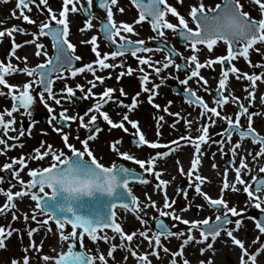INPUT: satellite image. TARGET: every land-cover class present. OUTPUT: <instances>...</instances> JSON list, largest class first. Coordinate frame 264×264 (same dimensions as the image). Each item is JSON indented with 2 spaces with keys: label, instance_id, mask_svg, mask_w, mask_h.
<instances>
[{
  "label": "snow or ice",
  "instance_id": "1",
  "mask_svg": "<svg viewBox=\"0 0 264 264\" xmlns=\"http://www.w3.org/2000/svg\"><path fill=\"white\" fill-rule=\"evenodd\" d=\"M7 3L8 0H3ZM182 4L183 0H177ZM37 0H15L14 9L11 12V18L22 19L28 24H35L36 21L31 19L27 12H31L30 5H35ZM40 5L47 9L46 19L39 23L38 31L32 32V39L24 41V44H32L35 47L36 56H45L46 59L34 67H29L27 64V57L15 56L16 50L23 47L22 44L15 42L14 33L28 34L22 27L12 25L9 28L0 29V42L3 41L5 36L11 38L10 51L5 58L7 62L0 61V96L10 98L12 101L11 108H5L0 111V133L4 138H0V155L5 154L6 150L12 147L8 144V139H18V137H10L9 132L16 131L14 127L16 121L13 113L18 112L21 108L24 110L23 114L31 117L32 106L35 103L36 97L33 92L39 91L40 102L45 106L50 114L49 124L53 121L70 122L79 121V128H92L98 119V115L110 125L111 128H120L124 132H128L125 123L131 125L135 130L132 134V143L135 147L148 146L150 149L165 148L166 151H155L147 158L141 159L128 151H121L119 145L122 140L118 139L110 144V149L115 152L121 159L131 161L139 166L143 172L155 176L158 183L155 185L156 190L163 191V207L158 208L156 201L151 199L148 193L145 197L148 203L143 204V208H155L158 212V217H153L155 222L156 231L149 235V231H133L125 233L120 223L117 222V213L115 209L119 206L126 211L134 213L136 219L142 225H147L149 221L140 215L143 209L141 208V201L133 194L132 189L129 187L130 181L139 180L142 184H148L149 181L144 176H137L134 169L126 167L123 164H116L113 162L111 165L106 166L101 163L94 155L89 147V140L95 138V134L99 133L101 129L95 127L91 135L85 140H80L81 148L75 147L69 142V133L63 132V124L60 127L53 125V130L61 134V139L67 152L63 149H57L52 144L45 145L41 142V147L34 149V154L12 157L10 162H5L0 165V172L7 171L13 180L19 185V190L13 192L12 188L16 185L9 181L7 189L0 188V195L5 197V201L0 205V215H5L11 212L12 220L18 219L15 212L12 211L17 207L15 203L16 198L29 197L31 201L35 202L33 215L31 220H36L37 214L46 216V219L41 222L43 226L48 225V221L55 222L58 243L60 251L56 252L54 256L43 255L41 259L45 264H108L109 258L114 259V252L117 249H124L128 251L132 257L136 258L137 264H151L149 254L139 253L131 247V242L134 237H142L147 241L149 247L153 248L152 256L159 258L158 248H161L165 253H169L170 249L162 243V238L169 237H184L179 248L175 252L170 253V264H190L189 260L184 258V248L190 242L205 243L209 241H216L223 231L227 237L230 238L231 243L238 246L240 255V264H258V256L264 253V243H259V247L254 252H249L245 247L242 239L234 235V231H238L242 224V213L245 209L238 210L235 205L229 207L227 200L224 199L225 190L233 192L243 191L246 194V204L249 207H254L259 210V217H248L255 223V228L258 233L264 235V176L251 175V180L246 181L243 176L249 175L252 168L246 160L244 155L239 154L241 148V141L246 138H251L253 144H259V150L255 155L251 151L247 152L253 161L259 157H264V135H260L252 126L253 114L249 112V108L244 104H237L238 110L234 116L222 115L219 109H222L226 104L238 102L239 98L234 96L231 92L224 95L223 92L227 89L229 73H231L237 80L246 79L249 81V86L252 90L248 91L246 99L251 104L255 99V91L257 81L264 82V73H245L234 65L225 68L224 65H231V61L237 57H243L250 66L249 51H260L255 48V45L264 44V0H251V3L257 6L259 18H254L248 11L244 10V5L241 0H223L221 4L215 7H206L203 0L189 6L187 13L188 18L195 27L189 26V19L182 15L176 7L170 5L167 0H131V3L138 11L137 18L132 23L121 21L117 23L114 20L113 6L118 4V0H97L98 7L106 12V19L100 22V31L103 38L113 47L111 52L101 54L98 51V37L92 35L88 40H81L82 44H90L91 51L95 54L96 59L92 62L85 63L82 66L74 67L75 61H80L81 57L76 55V45L69 40L70 27L68 16L70 13H78L83 11L87 19L83 22V27L79 31L84 32L94 27L92 20L94 16L91 12L93 0H86L82 4L81 0H62L61 9L57 12L52 9L48 4V0H38ZM78 5H80L78 7ZM118 11L123 13L124 8H118ZM171 15L176 19V23L171 22L167 17ZM141 22H147L152 31L156 33L155 38H162L165 36V30H171L182 41L184 46L191 51V55L183 57L175 47L167 48L168 54L164 56L163 61L153 60L152 56L144 55L145 53H152L153 51H163L164 49H153L147 46L144 40H133L130 35H138L135 32L134 25ZM3 23V21H0ZM40 37H50L52 41L53 55L49 56L45 45L39 42ZM222 42L227 46L226 55L216 56L214 58H207L203 62L198 59V54L202 49L212 52L218 43ZM167 47V46H166ZM126 55H131L138 62V71L141 73L139 76L140 88L144 93H148L147 99L150 104H153V97L157 95L156 89L159 84L152 83L151 88L147 85L150 81V74L145 70V66L151 69L156 76H160L163 70L168 69L170 66L176 70H181V64L177 63L173 57H180L183 61V70L185 71V79L179 80V83L185 85L183 92L185 94L186 102L192 106L196 105L201 110L198 113L196 120L184 119V126L186 133L180 136L177 140L170 141L167 144H162L158 140L149 141L146 139L145 134L138 126V121L129 119L128 113H124L119 121H113L108 112L103 111L105 105L110 101H114L113 97L115 89L107 87L101 93H93L92 89L96 87L95 81L101 84L104 82V76H97V69L104 70L109 68L124 67L123 60L119 63H108L109 59L115 61L118 57L123 58ZM24 62L21 68L18 65L11 63V58L14 57ZM216 63L222 65L220 77L218 80V87L214 94L215 106H210L205 102L203 97L199 96L196 91L188 87V81L197 78L198 81L207 85L208 81L200 75V69L212 68ZM94 65L96 67H94ZM254 67L264 68V63H258ZM134 69L128 67L126 72H121L116 76L120 80L124 75H131ZM91 73L94 80H89L87 83L90 85L85 96L98 97L95 102L83 113V115H68L67 109L62 108L57 117L54 115L53 107L48 104L49 100L54 101L56 105H61L62 100H72L76 93L73 87L65 83L64 87L59 90L63 95H57L53 91V83L57 79H65V75L69 74L71 77H76L81 73ZM23 74L31 79L25 81L23 84L9 83L6 77L11 75ZM109 77L111 73L108 74ZM163 83V78H161ZM76 89L81 92L84 87L81 84H76ZM3 89H7L5 92ZM205 92L210 89L205 87ZM247 91V89H246ZM120 94L125 95L123 89H120ZM140 92L132 98L130 104L124 105L122 101H117L120 106L127 107L129 111L133 110L139 103L138 97ZM260 100L264 103V95L260 96ZM171 101H169V104ZM155 108H160V105L153 104ZM164 112H169L168 107H164ZM98 114V115H97ZM173 116H180V113H170ZM5 116L8 119H5ZM88 117L85 123V117ZM247 117V128L241 126V117ZM206 119V122L201 124L200 119ZM218 118L226 122L227 127L222 129L220 135L224 139L212 141L221 146L231 143L232 135H238L239 140L232 145L230 152L233 156L234 180H228V168H225L223 176L222 187L220 195L217 198H212L208 193L202 190L201 185L207 180L206 177L199 174L198 168L202 163L201 157L203 151L202 144L208 143L209 126L215 124V119ZM164 117L158 118L156 136L162 135L160 131L161 125L159 121H163ZM34 123V122H32ZM32 123L29 124L27 132L31 135ZM178 123V121L176 122ZM196 123L195 131L199 133L193 137L192 125ZM172 127H175L173 123ZM25 128L23 126L19 129V136L25 135ZM78 138V137H77ZM185 145H190L194 149L190 167L187 172L184 171L183 166L180 165L179 159L176 163L178 171L182 175H186L190 179L194 177L193 183L190 185L194 187L195 194L202 197L210 206L216 208L217 214L214 221L210 222L209 217L202 220H189L183 218L173 208L175 200H171L164 190L169 184V181L161 179L162 171H157L155 165L158 159L165 158L170 154L177 151L180 147V142ZM172 145L171 147L169 146ZM22 146V145H21ZM43 149V151H41ZM239 155V164L235 165V157ZM87 157V158H85ZM48 160L46 166H37L35 168H27L28 161H44ZM215 169L216 164H212ZM27 168V175L29 179L25 181L20 172ZM258 173L264 174V164L258 167ZM4 178L0 176V183H3ZM237 185L242 186L238 188ZM47 189V190H46ZM186 197V194H185ZM189 205L188 207H190ZM197 207H202L198 205ZM181 212L187 211V207L181 208ZM230 214V215H229ZM147 213H145V216ZM231 217H240L236 220H231ZM159 217H170L173 221H178L184 224L186 230L173 231L175 225L169 226L163 219ZM24 220L28 221L29 217L24 216ZM229 224H234V228L226 227ZM70 229V230H69ZM105 229H111L113 236H109ZM37 228L27 229V235L30 238L28 247L23 251L27 253L29 249L39 252L42 246L36 244L31 238L37 232ZM51 232V228L48 229ZM194 231L199 232V239L194 235ZM13 232H19V229H14L9 226L6 228L0 225V249L6 247L5 240L13 235ZM119 236L121 243L119 245L111 243L113 239ZM87 238L92 244L96 245V254L93 255L91 249H86L84 240ZM260 241V235H257L252 241L256 244ZM100 242L109 244L107 254L105 255L99 249ZM127 242V243H125ZM79 244V250H77ZM66 245V247H65ZM139 247V245H137ZM207 249H212L211 242L206 244ZM55 251V249H53ZM205 248H201L200 252L203 254ZM181 257L178 262L176 257ZM125 261L127 257L123 258ZM11 264H30V258L27 254L21 260L12 259ZM199 264H212L209 259L207 262L201 260Z\"/></svg>",
  "mask_w": 264,
  "mask_h": 264
},
{
  "label": "flooded vegetation",
  "instance_id": "2",
  "mask_svg": "<svg viewBox=\"0 0 264 264\" xmlns=\"http://www.w3.org/2000/svg\"><path fill=\"white\" fill-rule=\"evenodd\" d=\"M122 0H118L117 9H115L116 12L114 13V20L119 23L121 21L132 23L138 16V11L135 8V6L132 5L131 0H123V8L124 12L121 13L118 11V8L122 7ZM167 2L172 5L173 7H176L177 10L184 15L187 19H189V26L195 27L194 24L191 23L190 18H188L187 13L189 11V6L195 3H198L199 0H183V3L180 4L177 2V0H167ZM223 0H203V3L206 7H215L217 4H221ZM86 3V1L84 2ZM241 3L244 5V10L248 11L254 18H259V13L257 6L251 3V0H241ZM37 7H41V5L37 3L34 5ZM115 7V6H113ZM91 12L94 16V19L92 20V23L94 27L92 29H88L84 32L79 31V29L75 32L76 37H72L69 34V40L71 43L76 45V52L75 54L81 57L80 61H75V67L82 66L85 63L92 62L96 59L95 54L91 51V45L90 44H82L80 43L81 40H88L92 35H96L98 37V51L103 54L105 52H111L113 50V47L108 44V42L103 38V35L100 31V22L102 20L106 19V12L98 7L97 0L93 1V5L91 8ZM84 20L87 19L86 14L82 11ZM171 22L176 23V19L172 17L170 14L167 17ZM83 25L80 26L82 28ZM135 32L138 33V35H130V38L133 40L142 39L145 41L148 47L153 49H164L163 51H153L152 53H145L144 55L152 56L153 60L163 61V58L165 55L168 54L167 48L175 47V49L182 54L183 57H187L191 55V51L187 49L183 42L178 40L177 36L171 31V30H165V36L162 38H155L156 33L152 31L150 25L147 22H141L140 24L134 25ZM21 34V33H16ZM50 42L49 47V56L53 55V48H52V41L50 37H46ZM11 42L8 43V49L10 50ZM167 46V47H166ZM255 48H259L260 51L257 52L254 49L249 51V60L251 61V65L243 59V57H237L236 59L231 61V65H224L225 68H228L232 65H234L236 68L240 69L241 72L245 73H264V68L260 67H254V65L258 63H264V44H257L255 45ZM46 49V48H45ZM85 52V53H84ZM227 52V46L224 45L222 42L218 43L214 47V50L212 52H208L206 49H202L200 53L198 54V59L203 62L207 58H214L216 56L220 55H226ZM42 57V56H41ZM46 59L45 56L42 57V60ZM173 59L176 60L177 63L181 64V70H176L173 67H169L166 70H163L160 74V76H156L154 72H152L151 69H148L145 66V70L149 72L150 74V83L147 85L149 88H151L152 83L159 84V88L156 89L157 95L153 97V104L160 105V108H155L153 104H150L148 102L147 96L148 93H144L141 91L140 88V82H139V76L141 73L138 71V62L134 57L131 55H126L123 58L118 57L115 61L109 59L108 63H119L121 60H123L124 67L121 68L122 72H126L127 68L130 66L134 69L133 73L131 75H124L122 76V82H124L123 91L125 92V95L120 98V101L123 102L124 105L130 104L132 101V98L136 96L137 92H140V95L136 97L139 101L138 105L131 111L127 107H124L126 112L129 115V119L138 121V126L141 129V131L145 134L146 139L149 141L158 140L162 144H167L170 141L177 140L180 136L184 135L186 133V129L184 126V119H190V120H196L198 117V113L201 111L198 106L192 105L190 106L185 99V94L183 92V89L185 85H182L179 83V80L185 79V71L183 70V64L184 61L180 57H173ZM28 60V59H27ZM32 62H35L37 58L34 56H31L29 58ZM40 64V63H38ZM94 67H96L94 65ZM222 65L220 63H216L212 66V68H202L200 69V75L203 76L207 81V85H203V82L198 81L197 78L190 79L188 81V87H191L194 91L197 92V94L205 100V102L209 103L210 106H215L214 104V94L216 93L217 87H218V80L220 77ZM112 70V69H111ZM110 70L104 69L99 70L97 69L96 75L97 76H104L105 80L101 84L99 81H96V87L92 89L93 93H101L100 89L103 84L106 83V81L110 85H114L113 82L110 80L108 81V74ZM87 73V79L88 80H94V77L91 73ZM85 73L78 74L75 78L80 79L81 76ZM70 74V73H69ZM11 83V81L14 83L15 80L11 76L6 77ZM30 78V77H29ZM161 78H163V83H161ZM249 81L246 79H240L237 80L231 73H229V80L227 89L223 92L224 95H228L229 92H231L234 96L238 97L239 100L236 103H228L226 104L222 109L218 108V111H221L222 115H228L232 116L233 119H235V112L238 110L237 104H244L246 107L249 108V112L253 114L252 116V126L256 130L257 133L260 135H264V103L261 102L260 96L264 95V82L257 81L256 85V91H255V99L252 101L251 104L248 103V100L246 99L248 91H251L252 89L249 86ZM55 86V81L53 83V90ZM114 87V86H113ZM205 87L210 89V91L205 92ZM247 89V91H246ZM39 91V88H37V92ZM37 92H33V94H36ZM3 99V97H0ZM6 102L8 103V106L6 108H11L12 101L10 98L6 99ZM95 97L93 96H85L82 93H79L75 95L74 97V103H75V114L76 115H83L88 108L95 102ZM169 101L171 103L169 104ZM50 102V101H49ZM50 104L54 109V115H58L61 111L60 105H56L54 103H48ZM2 105V104H0ZM38 105L41 108H38ZM106 106V105H105ZM164 107H168L169 112H164ZM24 110L21 108L18 112L13 113V116L15 117V125L16 131L9 132L10 137H18V139H8V144L12 145L9 149L6 150L5 154L0 155V165H3L5 162H10L12 157H19L21 155H24L26 158L30 154H34V149L41 147V142H44L45 145L52 144L57 149H63L64 151H68L62 142L61 134L57 133L53 130V125L60 127L61 124H63V132L69 133V142L72 143L75 147L81 148L82 145L80 143V140H85L88 138L89 135H91L94 131L95 127H99L101 131L99 133L95 134V138L92 140H89V147L93 151L94 155L98 158V160L105 164L106 166L111 165L113 162L116 164H123L126 167H129L131 169H134L136 173H138L140 176H144L149 183L148 184H142L139 181L136 183H132L130 186L138 187L143 190H147L150 192H163L158 191L155 188V185L158 183L155 176L143 172L139 168L138 165L131 161L123 160L121 159L115 152H113L110 149V144L114 141V129L111 127H106V121L103 120V118H100L98 115V119L93 125L92 128H79V121H70V122H60L57 123V121H53L52 124H49L50 114L48 110L45 108V106L41 103L38 104V102L35 100L34 105L32 106L31 112L32 115L29 117L27 114H23ZM180 113V116H173L170 115V113ZM68 115H71L69 112H67ZM21 116L24 117V120H21ZM160 116L164 117L163 121H159V124L161 125L160 131L162 135L156 136V130H157V124H158V118ZM112 119V117L110 116ZM5 119H8L7 116H5ZM215 119V124L209 126V137L210 140L208 143L202 144L201 148L203 151V156L201 157L202 163L198 168L199 174L206 177L207 180L204 184L201 185L202 188H210L211 186H216L217 184H221L224 179L223 172L225 168H228V180L231 182L234 180V172L232 171L233 168V156L232 153L229 151L233 144H235L239 137L235 133L232 135L231 143H225L223 145L222 151L220 150L221 146L212 143V141H218L221 139H224L222 135H220L222 129L227 127V124L225 121L220 120L218 118ZM88 117H85V123H87ZM178 121V123H176ZM34 122V123H32ZM201 124L206 122V119L202 118L199 121ZM32 123L31 127V135L28 134L27 129L29 124ZM173 123H175V127H172ZM240 124L245 129L247 128V117L242 116ZM23 126L25 128V135L19 136V129ZM125 126L128 128V132L123 131L124 138H121V151H128L134 156L145 159L150 154L154 153L155 151H166L165 148H159V149H150L148 146H141V147H135L132 143L133 139V133L135 130L131 127V125H128L125 123ZM197 127L196 123H193L192 128L193 131L191 132V135L193 137L197 136L199 133L195 131V128ZM51 128V129H50ZM78 137V138H77ZM0 138H4L2 133H0ZM22 145V146H21ZM171 147L172 145L169 144ZM3 145H0V148H3ZM259 150V144H253L251 142V138H246L243 141H241V148L239 149V154L244 155L246 157V160L248 163L251 162V156L247 155L248 151H251L253 155H255V152ZM43 151V149H41ZM194 149L190 145H185L182 141L180 142V147L177 151L170 154L169 156L158 159L155 165V169L157 171H162L161 179L169 181V184L164 189L166 192H173V193H179L181 199L188 198V193L195 192L194 187L190 186L193 181V178H189L186 175H182L180 171H178V165L176 163L177 159L180 161V165L183 166V169L185 172L188 171L190 167V161L193 156ZM116 157L118 160H116ZM87 158V157H85ZM239 155L235 157V165L239 164ZM261 161H254L255 165H258V167L262 164H264V157H259ZM253 162V161H252ZM48 163V160L44 161H28L27 168H35L37 166H46ZM216 164V168L214 169L212 167V164ZM27 168L24 171L20 172V176L27 181L29 179L27 175ZM215 172L221 173L220 178L217 176ZM0 176L4 178L3 183H0V188L7 189L9 187V181L12 182V184L16 185L12 188V191H18L19 185L15 180H13L10 176V173L7 171L0 172ZM249 175L243 176V178L246 181H249L248 178ZM258 176H264V174L258 175ZM129 186V187H130ZM47 190V189H46ZM186 194V197H185ZM5 201V197L0 195V205H2ZM15 203L17 207L15 210L22 211V207H26L30 210H24L22 212L31 213V216L34 214L33 209L35 207V202L31 201L29 197H23V198H16ZM209 205V204H208ZM210 206V205H209ZM31 207V208H29ZM211 209H215L214 207L210 206ZM21 208V209H20ZM14 210V209H13ZM12 210V211H13ZM199 208L195 207L192 211V216L197 217ZM217 211V210H216ZM222 212V211H221ZM220 212V213H221ZM117 213V222L121 224L124 228L129 225L128 218L132 216L135 218L136 222L139 221L136 219V216H134L133 213L124 210L123 208H118L116 210ZM129 215V216H128ZM180 215L183 218H191L189 220H193L194 218L188 216L184 213H180ZM10 216L11 221V212H8L5 215H0V225H9L6 221L7 217ZM31 216H29L28 221H24L23 228H18L17 226L14 229H19L22 232L27 233V228L25 227L26 224L29 225V227L34 226V228H37L38 231L33 234L32 240H38L39 238H42L45 234V230L48 228L47 226H54L56 227L55 223L52 220L48 221L47 226H43L41 222L46 219L45 215L37 214L36 220H31ZM160 219H163L167 223V217H159ZM230 219L232 220V217L230 216ZM125 220V222H123ZM200 220V219H197ZM10 221V222H11ZM17 221V220H16ZM19 222V221H18ZM134 222V223H136ZM141 224V223H140ZM168 224V223H167ZM229 226V225H228ZM227 226V227H228ZM13 228V227H12ZM153 229L156 231L155 228V222L153 225ZM70 230V229H69ZM125 230H127L125 228ZM173 231H176L175 228H172ZM124 231V229H123ZM19 232H13V235L11 237H8L5 240L6 247L3 249H0V254L3 251H6L10 249L8 248L9 241ZM109 236H113L111 229L106 230ZM197 235H199L198 231H194ZM224 232L222 231L221 234ZM44 234V235H43ZM27 235V234H26ZM28 237V235L26 236ZM220 237V236H219ZM218 237V238H219ZM29 238V237H28ZM27 238V239H28ZM136 238L140 239V243H137ZM217 238V239H218ZM210 239V238H209ZM183 239L176 238V237H169L167 239L162 238V243L166 247H170V252L165 253L161 248H158L157 251L159 252V258L152 256L151 252L153 251L152 247H149V244L147 241L143 240L142 237H134L133 241L131 242V247L136 250L139 253H147L149 254V260L151 261V264H170V253L175 252L178 250L179 245L182 243ZM111 243L119 245L121 243L119 236H116L115 239L111 241ZM127 243V242H125ZM193 244H202V243H196L195 241L190 242L187 246L184 248V258L188 259L190 264H199L201 260L204 261V257H207V254L210 255L212 251L207 249L206 251L201 254L200 250L198 249H192L191 246ZM139 245V247H137ZM96 247V245H95ZM177 247V248H176ZM109 248V244H105L103 242H100L99 249L102 253L105 255L107 254V250ZM93 255L96 254V248L93 250ZM224 250H221L219 252H214L215 254L221 255V261L218 262L217 260L211 261L212 264H240V256L241 251L239 247H230L231 254L229 256H233L234 258L231 259L229 256H223L221 253ZM27 253L35 254L37 251H34L32 249H29ZM213 253V254H214ZM238 254V256H236ZM205 255V256H204ZM127 257V260L125 261L123 258ZM236 256V259H235ZM177 261H181V257H176ZM0 261H1V255H0ZM97 264L99 262L97 261ZM108 264H137L136 258L132 257L131 254L124 250V249H117L114 252V259L109 258Z\"/></svg>",
  "mask_w": 264,
  "mask_h": 264
},
{
  "label": "rangeland",
  "instance_id": "3",
  "mask_svg": "<svg viewBox=\"0 0 264 264\" xmlns=\"http://www.w3.org/2000/svg\"><path fill=\"white\" fill-rule=\"evenodd\" d=\"M2 1L3 0H0V8H2V10H0V21H3V23H0V29L9 28L12 25L22 27L26 30V32L28 34H16V33H14L15 42L22 44V45H27V46L32 45V44H24V41L31 40L33 38L31 33L38 31L39 23L46 19L47 9L43 5H41V7L30 5L32 10H31V12H27L26 14H28L31 19L35 20L36 23L35 24H28L27 22H24L22 19L11 18V12L14 9V6L13 7H11V6L5 7L2 4ZM85 1L86 0H81V3L84 4ZM121 3H122V7H123V0ZM48 4L52 7V9L54 11L58 12L62 6V0H48ZM79 6L80 5H78V7ZM115 9H117V6L113 7V12H116ZM68 19H69L70 35L72 37H76L75 32L78 29H80V26L83 25V22H84L83 13H82V11L78 12V13H70L68 16ZM10 42H11V38H9L8 36H5L3 38V41L0 42V61L7 62V60L5 58L7 57L8 53L10 51L8 49V43H10ZM39 42L45 45V48L48 52L49 47H50L49 40L46 37H40ZM33 53H35V49H34ZM48 55H49V52H48ZM15 56L24 57L23 50L16 52ZM15 56L11 58V63L14 65H18L19 67L22 68L24 66V62L17 60L15 58ZM34 56L37 58V60L35 62H32L29 59L27 60V64L29 67H34L38 63H41L45 60V59L42 60L43 55H41L42 56L41 57V56H36L34 54ZM84 64H85V62H84ZM109 70H110L109 73H111V76L110 77L108 76V78H109L108 81L110 82V80H111L114 84L113 85L114 87L106 81V83L102 85L100 92H103L104 89L107 87H111V88L115 89V91L113 92L112 95L116 99L114 101H110L106 106H104V108L102 110L108 112L109 116L112 117L113 121H119L121 119L122 115L124 113H126V110L124 109V107L120 106L117 102V101H120V98L124 96V95L120 94V89H123V87H124L123 86L124 82H122V77L120 80L116 79V76L119 73H121L122 70H121V67L109 68ZM86 77H87V73L83 74L80 79H77L75 77L73 78V77H71L70 74H66L65 79L55 80V86H54L53 91L55 93H57V95H63L62 93L59 92V90L64 87L65 83H67L69 86L74 88L76 94H78V92H79V93H82L84 95L87 92L88 88L90 87V85L87 83V81H89V80ZM12 78L15 80V82L13 83L11 81V83L12 84H18V85L20 84L19 81H22V80L27 81V80L31 79V78H29L23 74L12 75ZM78 83L83 85V87H84L83 92H81L79 89L75 88L76 84H78ZM95 83H97V82L95 81ZM0 88H2V86H0ZM3 90L5 92L7 91V89H3ZM33 95L36 97L35 100L38 102V104H41V102L39 100V96L37 95V93L33 94ZM0 97H3V99L0 98V104H2V105H0V111H3L6 108V106H8L9 102H6L7 101L6 99H8V98H6L4 96H0ZM95 99H98V97H95ZM49 101H48V103H54V101H52V100H49ZM60 107H61V110H62V108L67 109L68 110L67 112H69L71 115H76L75 114L74 98L72 100H62ZM38 108H41V107L38 105ZM58 116H59V114L57 115V117ZM100 118H102V117H100ZM22 119L24 120L23 116H21V120ZM105 125H106V127H110V125H108L107 122ZM113 129H114V136H113L114 141L121 139V138H124L122 129H120V128H113ZM119 147L121 149V144L119 145ZM116 160H118L117 157H116ZM252 161L253 160L251 159V162L249 163L250 167L252 168V172L249 175H261V173H258V165H255L254 161L253 162ZM256 161H261V159L257 158ZM215 173L220 178L221 173H219V172H215ZM244 176H246V175H244ZM248 178L250 181L251 177L248 176ZM220 185L221 184H217L216 186H211L210 188H202V190L204 192L208 193V195L211 196L212 198H217L220 195V189L222 187ZM237 187L242 188V186H240V185H237ZM146 192L148 193V195L151 196L152 200L156 201L158 208L163 207L164 192H152V193H150V191L142 190L141 195L143 196V199L138 197L139 200L141 201V208L143 209V211H141L140 215L142 217H144L145 219H147L149 221V223L147 225H142V224H140L139 221L136 222L135 218L130 216L128 218L129 225L127 227H125L127 230H125V228L122 226L125 233H131V232L137 231V230H139V231L151 230V231H149V235H151L152 232L155 231L153 229L154 220L152 218L158 217V212L156 211L155 208H151V207H148L146 209L143 208V204L148 203V201L145 197ZM168 193H170V192H167V195H168ZM172 194H173L172 197H169L170 202L173 199L175 200V204L173 205V208L176 210V212L178 214L184 213L187 215V217L190 216L194 219H201V220L204 219L205 217H209L210 222L215 220L217 214H222V212L218 213L215 209H211L208 206V203L206 201H204L202 197L196 195L195 192L188 193L187 194L188 198H185V199H181L179 193H177V192L176 193L172 192ZM224 199L227 200L229 207L235 205L236 207L239 206L237 208L238 210L245 209V211L242 213L243 219H242L241 227L238 231H234L233 234L236 235L237 237H239L241 235L240 233H243L244 238H245V240H243V241L245 243V246L247 245L246 248L248 249V251L250 253L254 252L255 249L257 247H259V243H264V235H261L258 233V230L255 228L254 221L252 219H249L248 217H259V215H260L259 210L254 208V207L247 206V204H246L247 196L245 193H243L242 190L238 191V192L225 190ZM189 205H191V206L188 207ZM198 205H201L202 207H198L199 208L198 215H197V217H194V216H192V211ZM184 207H187V211L181 212L180 209L184 208ZM22 208H23L22 211H24L25 209L30 210V209L26 208L25 206ZM29 208H31V207H29ZM13 211L15 212L18 219H17V221L16 220L11 221L10 216H5V218L7 217V219H6L7 223L10 224L11 227H13V228H15L16 226L20 229L23 228L24 216L27 215L29 217V216H31V213L27 214L26 212H22V211L20 212L19 210H15V209ZM145 213H147L146 216H145ZM134 216H135V214H134ZM239 218L240 217H232V220L234 221V220L239 219ZM166 219H167V223L169 226L175 225L174 228L176 231L186 230L187 226H185L184 224H182L178 221H173L170 217H167ZM189 219H191V218H189ZM134 222H136V223H134ZM3 226L7 228L9 225L6 224ZM25 227L27 229L34 228V226L29 227L28 224H26ZM47 227L48 228L44 232L45 235L43 234L44 235L43 237H45V238L43 239V237H42L40 239V241H38V240L34 241L38 245L41 244V242H42V246H41L39 252L32 254V253H25L23 251L24 248L28 247V245L30 243V238L26 237L27 236L26 232L24 233L20 230L19 234L18 235L16 234L11 239V241H9L8 248L10 247V249L3 251L0 254L1 255L0 264H11L12 259L21 260V262H22V257L25 254H27L29 256L30 264H34V263L35 264H45V262L41 259L42 255H44V252H46V255L54 256L56 254V252L52 253V251H51L52 245L53 244L59 245L56 227H54V226H47ZM234 227H235L234 224H230L228 226V228H234ZM49 228H51V232L48 231ZM256 234L260 235V241L256 244H253L252 241L255 239L254 235H256ZM194 235L197 237V239H199V235H197L195 232H194ZM180 238L184 239V237H180ZM85 240L87 242V245H85L86 249H91V252L93 254L94 253L93 250L96 248L95 245L92 244L87 238H85ZM246 240H247V242H246ZM136 241H137V243H140V239L136 238ZM209 242H211V239H209ZM209 242L206 241L205 243L198 244V245L193 244L191 246V248L192 249H198V250H200L201 248H205V251H206L207 250L206 244ZM212 244H214L216 246H213L212 249H209L210 251H212V253H210V255L207 254V257L204 258L205 262H207L209 259L211 261H213L215 259L218 262H220L222 256L215 254L214 252H219L221 250H224V248L230 249V247H232V248L238 247V246H235L231 243L230 238L227 237V235L225 233L221 234L220 237L216 241H214ZM55 245H53L54 248H55ZM65 247H66V245H65ZM168 248H170V247H168ZM236 256H238V254ZM236 256H235V259H236ZM258 264H259V260H258ZM260 264H264V258H262V260L260 261Z\"/></svg>",
  "mask_w": 264,
  "mask_h": 264
},
{
  "label": "bare ground",
  "instance_id": "4",
  "mask_svg": "<svg viewBox=\"0 0 264 264\" xmlns=\"http://www.w3.org/2000/svg\"><path fill=\"white\" fill-rule=\"evenodd\" d=\"M2 4L6 7V6H11V7H13V6H15V0H8V2L7 3H4L3 1H2ZM0 10H2V8H0ZM34 49H35V47H34V45L32 46V45H29V46H27V45H23V47H21V48H19V49H17L16 50V52H18V51H21V50H23V52H24V57L26 56L27 57V59H29L31 56H33V52H34ZM25 81L24 80H22V81H19V83L20 84H23ZM249 177H251V175H249ZM130 188L132 189V192H133V194L134 195H136L137 197H139V198H142L143 199V196L141 195L142 194V190L143 189H141L140 190V188H138V187H134V186H130ZM145 191H147V190H145ZM150 193H152V192H150ZM172 192H170V193H168V197H172ZM162 204V203H161ZM239 207V206H238ZM237 207V208H238ZM201 220V219H200ZM123 222H125V220H123ZM241 235L238 237V238H240V239H242V240H245V238H244V235H243V233H240ZM257 235V234H256ZM256 235H254L255 237H256ZM45 237H43V239H44ZM40 239L41 238H39L38 239V241H40ZM50 239V238H49ZM207 242H209V241H207ZM212 242V241H211ZM246 242H247V240H246ZM213 243V242H212ZM53 245H55V244H53ZM53 245H52V248H51V251H52V253H55V252H59L61 249H60V245H58V244H56L55 245V248L53 247ZM84 245H87V242H86V240H84ZM213 246H216V245H214L213 244ZM247 246V245H246ZM245 246V247H246ZM53 248L55 249V251H53ZM77 248H79V244H77ZM86 248V247H85ZM230 249H227V248H224V251L221 253L224 257L225 256H229L230 254H231V252L229 251ZM44 255H46V252H44ZM264 253H261L259 256H258V258H257V260H259V264H260V261L262 260V258H264ZM43 256V255H42ZM205 256V255H204ZM204 258H206V256L204 257ZM229 258H231V259H233L234 257L231 255V256H229ZM35 264V263H34ZM220 264V263H219Z\"/></svg>",
  "mask_w": 264,
  "mask_h": 264
},
{
  "label": "water",
  "instance_id": "5",
  "mask_svg": "<svg viewBox=\"0 0 264 264\" xmlns=\"http://www.w3.org/2000/svg\"><path fill=\"white\" fill-rule=\"evenodd\" d=\"M74 67H75V63H74ZM137 176L139 177L140 175L137 173ZM135 181H138V179H137V180H132V181H130L129 186H130L132 183H134ZM118 207H119V206H118ZM77 250H79V248H77Z\"/></svg>",
  "mask_w": 264,
  "mask_h": 264
}]
</instances>
